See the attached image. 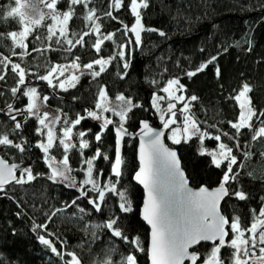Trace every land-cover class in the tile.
Returning a JSON list of instances; mask_svg holds the SVG:
<instances>
[{"label":"trees","instance_id":"trees-1","mask_svg":"<svg viewBox=\"0 0 264 264\" xmlns=\"http://www.w3.org/2000/svg\"><path fill=\"white\" fill-rule=\"evenodd\" d=\"M148 4L147 9H140L142 24L145 28L163 31L166 36L161 37L158 32L143 31L140 45L133 43L127 49H123L119 45L126 43L127 38L122 32L120 22L130 27L135 22L130 9V0H124V6L112 10L117 20L102 15L104 11L109 10V0H95L97 14L101 16L98 21L101 24V34L116 33L113 41H105L101 45L100 53H96L91 46L98 38L95 34L85 37V46L83 48L76 46L71 54L55 44V37L51 44L52 48L57 49L56 51H46L43 55L32 52L33 47L45 48L48 43L41 45L33 43L36 33L45 31L37 28L36 32L26 40L31 55L23 57L13 55L12 42L7 38V33L20 31L22 28L17 23L18 18H7L6 21H0V34L4 37L0 39V55L9 57L13 63H19L26 71V83L19 86L21 91L15 97L11 95L10 89L17 86L18 77L12 73L11 65L7 69L5 81H0V90L4 93L0 96V133L7 132L10 139L16 143L26 142L25 151L21 153L13 147H0V155L11 164H30L33 174H40L37 175V179L24 185H9L7 188L11 191L8 197L0 195V264H64L65 260L70 259L68 252H74L81 264H93L94 258H103L102 248L109 244L107 230L98 232L97 234L102 238L91 244L89 248L86 241L91 240V236H85L83 223L87 221L91 225L104 221L107 218L108 209L120 216L122 227L130 236L139 235L146 247L149 244L150 230L141 219L144 192L134 181V175L138 171L137 140L126 139L124 141L121 157L125 164L122 165V175L118 178L120 184L117 185L118 191L127 190L126 195L132 202L133 211L127 214L121 213L118 207V196L106 193L107 207L102 206L101 213L92 212L91 215H84L81 220V214L75 206L65 207L79 195L78 189L70 187L68 183L54 182L47 178L51 174V169L48 167V161L44 159L42 150L35 146L38 141L46 138L37 132L40 128L37 118L23 111L21 115H17V120L22 125L21 129L12 131L15 122L6 115V105L12 104L14 109L25 110L29 98L24 96L23 92L27 90V87H36L41 96L49 97L47 103L50 107L56 111L63 110L62 112L57 111L61 117L58 124L60 131L70 126V124L63 123L64 119L74 120L77 113L86 115L85 108L95 110L99 114L94 104L100 85L106 87L108 97L114 103H118L115 97L123 94L131 97L134 103L138 102L143 105V108H134L128 114L129 118L125 122V127L130 133H136L141 121L146 120L155 122L157 127H162L158 112L151 106V97L154 92L167 96L161 89L172 78H179L186 88V91L177 92L176 95L183 94L186 98L196 95L199 98L198 101L193 102L191 111L195 113L199 121H206V123H201L200 127L201 130L206 129L210 135H217L221 132H228L229 136L234 134L235 130L231 129L228 122L238 120L240 109L238 102L230 97L238 93L243 83H248L253 89L249 94L252 106L257 112L264 110V0H148ZM15 6L14 0H0V15H6L9 7ZM92 6L89 5V7ZM57 9L65 11L67 0L58 3ZM83 14V6H76V15L68 25L69 32L89 30L86 27L87 22L82 18ZM77 16L81 18L77 19ZM128 36H131L134 41V34L128 33ZM225 47L227 51L223 50ZM249 47L251 51L248 50ZM200 48H204L205 51L200 52ZM14 51L19 53L22 50L15 48ZM121 51L126 53L125 57L119 56ZM217 53H219L216 61L220 69L219 77L216 76L215 67L212 65L191 78L185 75L186 71L195 70L208 56L217 55ZM73 56L80 57L81 65L100 57L107 59L114 56L115 59L95 80L88 75L81 76L76 88H69L67 92L59 89L53 92L44 81H38L35 76L29 75L33 72L40 75L45 74L46 60L53 64H67L71 62ZM125 60L130 63L127 70L123 69ZM95 69L98 71L99 66H95ZM124 71H127V76L121 79ZM161 103L164 107L167 106V100ZM176 103L178 123L171 127H181L183 121V116L179 113L183 104ZM106 115L114 123L119 121V117L110 111L106 112ZM252 123L254 128L258 126L255 118ZM101 124V120L89 117L73 128V141H76L77 145L79 143L78 131L87 132L84 140L89 143V148L83 150V157L80 156L78 148H73L68 153L69 165L73 169L71 174L79 183L86 178V171H80L81 168L85 170L87 168L84 160L93 158L97 148L100 149L102 156L94 159V177L96 171L100 170L102 172L101 184L106 182L103 177L111 176L116 179L111 172V167L114 164L117 137L111 125L106 130H102ZM212 124L216 127H209ZM101 131H103L101 141L97 142L94 134ZM251 136L252 131L249 129L241 130L239 150L233 147L235 141L224 136H221V141H215L209 137H205L203 141V148L208 151L218 150L220 142L233 147V154L238 156V162L245 165L242 169L234 166V170L239 171V177L238 182L230 181V191L239 188L248 195L249 199L239 201L235 197H228L222 205L224 215L230 219L233 216L240 217L242 228L250 227L254 222V218L258 216L262 207L260 198L264 197V157L258 155L264 152V138L252 140ZM167 143L179 152L183 169L192 186L196 188L219 186L224 164L227 162H223L221 168L217 169L211 163V157L207 155V152L200 154L198 137L193 136L187 142L183 140L179 145L172 144L168 139ZM244 152H252L253 156L244 158ZM104 154L109 159H103ZM49 155L55 156L56 160H61L62 149L58 150L54 147ZM80 185L86 189L89 188L81 183ZM89 195L95 197L97 193L90 192ZM77 204L84 208L86 213L91 211V206L86 199L78 200ZM58 208L64 211L52 218V222L48 223V231L44 229L33 231L34 225L47 222L45 214H51ZM252 209L256 210L255 213L251 211ZM48 232L56 235L49 236ZM229 234V239H231L232 233ZM40 235L52 240L55 247L64 252L63 258L58 257L51 252L50 248L41 244ZM57 236L60 240L67 242L63 249L56 239ZM81 244L84 246L80 247ZM117 244L120 251H123L124 246L119 241ZM210 247L211 245L203 244L197 248L201 253V259ZM227 252V249L221 250V259L225 258ZM138 259L139 264H149L146 253L140 254ZM197 264H200V261Z\"/></svg>","mask_w":264,"mask_h":264},{"label":"snow or ice","instance_id":"snow-or-ice-1","mask_svg":"<svg viewBox=\"0 0 264 264\" xmlns=\"http://www.w3.org/2000/svg\"><path fill=\"white\" fill-rule=\"evenodd\" d=\"M15 7H9L6 15H0V21H6L7 18L17 19V23L21 26L20 31H10L7 33V38L12 42L13 55H19L21 57L31 55L28 51V44L26 40L30 35L36 32L37 28L44 29V32H37L34 36L33 43L37 45L47 43V47L41 48L35 46L32 48V52L44 54L46 51H56L52 48L51 41L55 37V44L60 45L62 50L72 53V49L76 46L83 48L85 46V37L92 34L97 35V39L92 43V47L96 53H100L101 45L105 41H113L115 32L107 35L101 34V24L98 22L101 16L97 14V8L95 7V0H67V9L65 11H59L57 4L62 0H33L31 4L23 3L22 0H14ZM43 4L49 12L47 18L52 23H45L46 14L37 6ZM93 5L89 7V5ZM83 6L84 14L83 20L86 21V27L89 30H81L80 32H69V22L76 15V6ZM124 6V0H109V10L102 13L103 16L112 20H117L116 16H113L112 10L119 9ZM149 7L148 0H130L131 13L135 17L134 24L130 27L127 24H122V32L127 38V42L119 45L123 49H127L129 45L141 44V33L143 31L158 32L161 37L166 36V33L155 28H145L142 24V16L140 9H147ZM22 9H30V11H23ZM81 17L77 16V19ZM121 31V29H117ZM128 33L134 34V41ZM3 34H0V39H3ZM15 48H19L22 51L16 53ZM227 51L225 47L223 49ZM251 51V47L248 49ZM200 52H204V48L199 49ZM126 53L121 51L120 57H125ZM219 53L217 55H210L206 60L201 62L195 70H189L185 72V75L189 78L197 75L198 72H203L210 65L215 67L216 76L219 77L220 69L216 64ZM115 57L103 58L100 57L86 64L81 65L80 57L73 56L70 63L53 64L51 61H45L46 73L40 75L38 73H29V75L35 76L36 80L46 82V85L55 92L56 90H62L67 92L69 88H76L80 81L81 76L88 75L93 80L99 77L106 71V66L111 63ZM178 63V62H177ZM11 65V71L15 74L17 79V86L10 89L11 95L16 96L21 91L19 86H23L26 83V71L21 67L19 63H13L12 60L0 55V81H5L7 75V69ZM95 66H99V70L95 69ZM40 67L39 65L37 66ZM130 67V63L125 60L123 63V69L127 70ZM82 69H87L85 72ZM166 71V69H165ZM67 73V75H66ZM127 76V71L121 74V79ZM55 81V82H54ZM155 83V81H153ZM167 96L153 93L151 97V106L160 113L159 121L161 122V129H156L150 126L146 121H141L143 127L140 130V168L135 173L134 180L138 181L147 190V202L143 209V220L151 226L150 243L146 247L139 235H129L127 230L122 227V221L120 216L115 215L108 209L107 218L96 224H89L87 221L83 223V230L85 236H91V240L86 241L91 247V244L100 240L102 237L97 233L107 230V239L109 244L102 248L103 258H94L93 264H139L138 257L140 254H148L150 256L151 264H185V261H189L190 264H264V197H261L262 207L259 210L258 216L254 218V222L250 227L242 228L240 224V217L233 216L231 219L222 214L220 210L221 201L225 197H235L239 201H246L249 199L248 195L239 188L231 189V182H238L239 171L234 170V166L237 169L245 167L243 163L238 162V156L233 154V147L237 150L241 148L239 137L242 129H249L252 131V140H259L264 138V110H257L252 106V99L249 95L253 89L248 83H243L238 93L232 97L234 101L239 105V116L236 122L229 121L231 129L235 132L229 136L228 132H221L217 135H210L209 132L201 130L200 124L206 123V121H199L195 113L191 111L193 102L198 101L199 98L196 95H190L187 98L185 95H176L177 92L186 91L185 85L180 82L179 78H172L167 81V85L161 89ZM3 90H0V96H2ZM24 96L29 97V103L25 110L14 109L12 104H7L6 115L14 121V127L12 129L15 132L21 129V122L17 120V115H21L23 111L28 114L35 115L39 121L40 128L37 132L40 135H44L46 138L36 143V147L44 153V159L48 161V167L51 169V174L48 175V179L54 182L65 183L72 188H77L79 195L73 199L65 207L75 206L78 212L81 214L80 219L83 220L84 215H91L92 212L97 214L102 212V206L107 207L105 204L106 193H112L114 196H118V207L121 213L127 214L133 211L132 202L126 195L127 190L118 191L117 185L120 184L118 178L122 175V165L125 161L120 154V148L117 147L114 164L111 167L113 177H103L106 181L101 184L102 172L96 171V176H93L94 159L100 158L102 153L99 148L94 153L93 158L84 160L87 165L86 170L81 168L80 171H86V178L80 183L83 186H90L85 188L78 186L77 181L71 175L73 169L69 165V151L73 148H78L79 154L83 157V150L89 148L88 141L84 140L87 135L85 131H78L79 143L74 144L71 142L72 129L81 124L82 120L92 118L94 120H101L102 130H106L109 125L114 127L115 135L118 137L117 144L120 145L121 141H124L125 136H132V133L125 127V122L128 120V114L133 111L134 108H143L141 103H134L131 97H126L123 94H118L115 97V101L119 103L113 104L107 93V89L104 85L99 86L97 93V100L94 104V108L100 110V114L97 111L88 108L84 109L86 115L76 114L74 120L64 119L63 123L69 125V127L63 128V136L57 138L54 134L52 125L60 122L61 117L59 115H52L45 112L41 114L37 106L36 100L39 98L37 88L29 86L27 90L23 92ZM49 99L47 95L43 97L46 102ZM77 99V97H73ZM167 100L166 110L162 109L160 102ZM175 101V102H173ZM180 102L183 106L179 109V113L183 116L181 127H171L178 123L177 120V103ZM58 112H62V109H58ZM111 111L115 116L119 117V121L114 123L112 119L104 117L102 113ZM15 112V114H13ZM65 117L67 114H64ZM166 116L168 118H166ZM253 118L258 122V126L254 128L252 123ZM27 120V116H25ZM48 121V123H46ZM209 127L215 128L216 125L212 124ZM46 129V133L44 132ZM165 131H170V139L174 144L179 145L182 139L187 142L193 136L198 137L200 144V154L203 155L207 152V155L211 157V163L215 165L217 169H220L223 162L224 170L222 174L219 186L214 190H209L206 187H201L198 192H193L188 187V180L185 177L184 171L181 168L180 159L175 150L169 149L162 142V137L165 136ZM103 131L94 134L95 141H101ZM221 136L227 137L229 140L235 141L233 147H229L227 144L220 142L218 144L217 151H208L203 148V141L205 137L214 139L215 141H221ZM24 143H16L13 139H10L7 132L0 133V147H13L19 152L25 151ZM56 147L58 150L62 149V158L59 162H56L55 156L49 155L50 150ZM260 157H264V152L258 154ZM252 152H244V158H251ZM103 159L107 160L109 157L104 154ZM17 171L20 172L17 177ZM40 175V174H37ZM37 175L33 174L31 167L19 168L16 164L9 165L3 158H0V195L8 197L10 189L6 186L10 184L24 185L37 179ZM248 175H252L248 173ZM121 187H123L121 185ZM97 193L95 197L89 195V193ZM11 198V197H9ZM86 199L87 203L91 206V211L87 212L84 208L77 204L78 200ZM64 209H56L51 214H45L47 222L43 224L34 225L33 231L37 229H44L48 231V223L52 222V218L57 213H62ZM255 213V209L251 210ZM258 229H261L258 233ZM232 233V238L228 239L229 233ZM246 234H249L246 236ZM49 236H55V233L48 232ZM57 241L63 246L66 245V241L60 240L56 237ZM41 244L50 248L52 253H55L58 257L63 258L64 252L58 250L53 244L52 240L45 238L44 235L39 236ZM117 241L124 246V250L120 251ZM201 242L210 243L211 247L208 252L201 259V253L197 249V246ZM84 245L81 244L80 247ZM190 249H194L190 251ZM222 249H227V255L224 259H221L220 253ZM259 252V256L256 252ZM69 260H65L64 264H81L80 259L74 252H68Z\"/></svg>","mask_w":264,"mask_h":264},{"label":"water","instance_id":"water-1","mask_svg":"<svg viewBox=\"0 0 264 264\" xmlns=\"http://www.w3.org/2000/svg\"><path fill=\"white\" fill-rule=\"evenodd\" d=\"M146 122L149 123L150 126H153L154 128H156V129H158V130L161 129L160 127H157V126H156L155 122H152V121H149V120H146ZM111 126H112V125H111ZM112 127H113V126H112ZM142 127H143V125L140 124L139 130H138L136 133H132V136H131V137H129V136L126 135L125 138H124V141H125L126 139L137 140V144H138V145H137V162H138V171H139V168H140V166H141V164H140V159H139V155H140V151H139V150H140V139H141V137H140V130H141ZM113 128H114V127H113ZM161 139H162V142L164 143V145H165L166 147H168L169 149L175 150V151L177 152V155H178V157H179V159H180L181 168H182V170L184 171L185 177H186L187 180H188V187L191 188L193 192H198V191L200 190L201 187L196 188V187H194V186L191 185V182H190L189 178L187 177V174H186L185 170L183 169L182 161H181V158H180L179 152H178L175 148L170 147L169 144L167 143V131H165V136L162 137ZM117 140H118V137H117ZM124 141H121V142H120V145L117 144V147L120 148V154H122ZM0 158H3V157L0 155ZM3 159H4V158H3ZM4 160H5V159H4ZM5 161H6L9 165H11V163H9L7 160H5ZM15 164H16V163H15ZM16 165H18L19 168L30 167V164H16ZM138 171H137V172H138ZM16 175H17V177H19L20 172L17 171ZM134 181H135V180H134ZM135 183H136L138 186H140V187L142 188L143 192H144V202H143V206H142V208H141V219H142V221L147 225V227H148L149 230H150V234H151V226L148 225L147 222L143 220V209H144V205H145V203L147 202V190H146V189L144 188V186H143L142 184H140L138 181H135ZM13 184H14V183H13ZM10 185H11V184H10ZM8 186H9V185H8ZM8 186H6V187H8ZM202 187H206V188H208V189L211 191V190H214L215 188H217L218 186H217V187H214V188H209V187H207V186H202ZM227 198H228V197H225L224 200L221 201V204H220V210H221V212H222V205H223L224 201H225ZM222 214H223V212H222ZM149 236H150V235H149ZM229 236H230V234H229ZM228 239H229V237H228ZM149 243H150V237H149ZM203 244L210 245V243H208V242H201V244L198 245L197 248H198L199 246L203 245ZM192 250H194V249H190V251H192ZM148 259H149V264H151V260H150V256H149V255H148ZM187 263L190 264L189 261H185V264H187Z\"/></svg>","mask_w":264,"mask_h":264},{"label":"rangeland","instance_id":"rangeland-1","mask_svg":"<svg viewBox=\"0 0 264 264\" xmlns=\"http://www.w3.org/2000/svg\"><path fill=\"white\" fill-rule=\"evenodd\" d=\"M22 2L23 3H29V4H31L32 2H33V0H22ZM45 14H46V19H45V23H52V21L50 20V19H48L47 18V13L49 12V10L43 5V4H38L37 5ZM23 11H30V9H22ZM22 30V29H21ZM83 71H87V69H82ZM66 75H67V73H66ZM55 82V81H54ZM46 83V82H45ZM37 93H38V99L36 100V103H37V106H38V108H39V112L41 113V114H43V113H45V112H47V113H49L50 114V117H49V119H51V116L52 115H59L58 114V112L56 111V109H54V108H52V107H50L49 105H48V103H47V101L45 102L44 100H43V96H41L40 95V93L37 91ZM166 94V93H165ZM29 98V97H28ZM28 102H29V99H28ZM113 104H115L113 101H111ZM119 103V102H118ZM160 104H161V107H162V109H165L166 110V107L167 106H165L164 107V105L160 102ZM111 112V111H110ZM28 114V113H27ZM99 114H100V110H99ZM158 114L160 115V113L158 112ZM29 116H31V117H35V118H37L35 115H32V114H28ZM102 115L104 116V117H107V115H106V112L105 113H102ZM38 120V119H37ZM39 122V121H38ZM46 123H48V121H46ZM58 124L59 123H57V124H55V125H52V128H53V131H54V134H55V136H56V138H57V142H58V140H59V138H62V136H63V131H60L59 129H58ZM41 127V126H40ZM46 129H44V132L46 133ZM72 133H73V129H72ZM170 131H169V133L167 132V139H168V137L170 136ZM73 136L71 137V142L72 143H74V144H76V141L74 142L73 141ZM172 144H174L170 139H168ZM182 141H183V139H182ZM181 141V142H182ZM215 151H217V150H215ZM60 160H56V162H59ZM72 175V174H71ZM94 176V175H93ZM74 178H75V176H74ZM95 178V177H94ZM76 181H77V184H78V186H81L80 185V183L78 182V180L77 179H75ZM65 183H67V182H65ZM90 187V186H89ZM261 229H258V233H259V231H260ZM249 235V234H248ZM256 255L257 256H259V252H258V250H257V252H256ZM251 263V262H250Z\"/></svg>","mask_w":264,"mask_h":264}]
</instances>
